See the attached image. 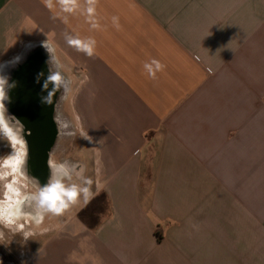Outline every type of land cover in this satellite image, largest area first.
<instances>
[{
  "label": "crops",
  "instance_id": "obj_1",
  "mask_svg": "<svg viewBox=\"0 0 264 264\" xmlns=\"http://www.w3.org/2000/svg\"><path fill=\"white\" fill-rule=\"evenodd\" d=\"M51 3L0 0V68L60 64L113 211L70 217L27 264H264V0Z\"/></svg>",
  "mask_w": 264,
  "mask_h": 264
},
{
  "label": "clouds",
  "instance_id": "obj_2",
  "mask_svg": "<svg viewBox=\"0 0 264 264\" xmlns=\"http://www.w3.org/2000/svg\"><path fill=\"white\" fill-rule=\"evenodd\" d=\"M67 0H60L63 5ZM46 7L51 8V0H45ZM69 45L76 46L91 56L93 42L82 43L78 39H68ZM49 51V50H48ZM52 59V57H51ZM154 66V70H153ZM57 62L55 71H51L44 84L53 85L52 91L46 97L51 103L56 91L63 88V94L70 90V83L60 71ZM151 79H156V72L162 71L164 65L152 59L145 63ZM7 79L0 76V140L6 142L11 151L0 157V239L5 230L13 234H22L24 240L31 236L47 232L44 227L46 218L62 216L71 207L82 204L83 207L99 194L103 189L97 183V191H92L93 180L84 175L85 167L68 160L48 161L50 178L47 184L41 186L39 182L29 176L27 170L28 145L24 136V125L14 116H10L5 106L8 99L6 87ZM74 133L69 132V135ZM80 137L91 140L87 132L81 131Z\"/></svg>",
  "mask_w": 264,
  "mask_h": 264
},
{
  "label": "flooded vegetation",
  "instance_id": "obj_3",
  "mask_svg": "<svg viewBox=\"0 0 264 264\" xmlns=\"http://www.w3.org/2000/svg\"><path fill=\"white\" fill-rule=\"evenodd\" d=\"M28 56L25 55L21 62L8 66L4 71L3 77L8 82L5 106L8 114L24 125L28 174L43 186L51 175L48 161L53 159L61 136L68 134L71 125L62 113L63 88L56 91L51 103L46 102L53 85L49 83L45 89L44 84L51 71H55L53 64L46 63L47 57L40 51L35 52L31 63H26ZM9 151V148L5 149L3 156Z\"/></svg>",
  "mask_w": 264,
  "mask_h": 264
},
{
  "label": "rangeland",
  "instance_id": "obj_4",
  "mask_svg": "<svg viewBox=\"0 0 264 264\" xmlns=\"http://www.w3.org/2000/svg\"><path fill=\"white\" fill-rule=\"evenodd\" d=\"M23 56L16 57V61L12 64L21 62ZM10 66V65H9ZM4 67L0 68V76L4 74ZM69 87V84H68ZM67 94H63L61 99L63 117L66 119L71 129L69 132L74 133L73 135L64 134L59 140V145L54 151L53 162H61L68 160L73 163L81 164L87 163L90 166V159L92 152L89 147H85V141L83 137H80V130L77 129V123L72 116V112L69 106V100L71 95V88L69 87ZM76 123V124H75ZM76 125V126H75ZM10 147L6 142L0 140V157L5 154L3 152L4 147ZM9 151V152H10ZM87 208V209H86ZM84 209H86L84 211ZM84 211L83 218H80V214ZM112 205L110 199L106 194H98L93 198L87 206L83 207L82 204L75 205L68 209L62 216L46 218L44 227L50 228V231L42 234H36L31 236L28 240H24L22 234H13L5 230L4 236L0 239V264H27V261L37 251L39 245L46 243L53 234V228L59 227L61 224L66 222L70 217L77 216L79 219L92 224H100L103 220L108 219L112 216ZM91 214V215H90ZM68 222V221H67Z\"/></svg>",
  "mask_w": 264,
  "mask_h": 264
},
{
  "label": "water",
  "instance_id": "obj_5",
  "mask_svg": "<svg viewBox=\"0 0 264 264\" xmlns=\"http://www.w3.org/2000/svg\"><path fill=\"white\" fill-rule=\"evenodd\" d=\"M37 50H34V52H32L31 54H30V56H28L29 57V60L26 62V63H31L32 62V60H33V56H34V54H35V52H36ZM47 58H46V63H49L50 62V57L49 56H46Z\"/></svg>",
  "mask_w": 264,
  "mask_h": 264
},
{
  "label": "trees",
  "instance_id": "obj_6",
  "mask_svg": "<svg viewBox=\"0 0 264 264\" xmlns=\"http://www.w3.org/2000/svg\"><path fill=\"white\" fill-rule=\"evenodd\" d=\"M87 209V208H86ZM86 209H84V211L86 210ZM84 211L80 214V218H83V214H84ZM91 215V214H90ZM92 227L93 228H95V226H96V224L95 223H93V221H92Z\"/></svg>",
  "mask_w": 264,
  "mask_h": 264
},
{
  "label": "built area",
  "instance_id": "obj_7",
  "mask_svg": "<svg viewBox=\"0 0 264 264\" xmlns=\"http://www.w3.org/2000/svg\"><path fill=\"white\" fill-rule=\"evenodd\" d=\"M196 60H197V61H199V59H198V58H196ZM208 72H209V73H211V71H210L209 69H208Z\"/></svg>",
  "mask_w": 264,
  "mask_h": 264
},
{
  "label": "bare ground",
  "instance_id": "obj_8",
  "mask_svg": "<svg viewBox=\"0 0 264 264\" xmlns=\"http://www.w3.org/2000/svg\"><path fill=\"white\" fill-rule=\"evenodd\" d=\"M3 76V75H2Z\"/></svg>",
  "mask_w": 264,
  "mask_h": 264
}]
</instances>
